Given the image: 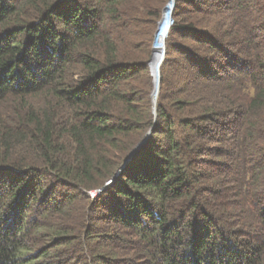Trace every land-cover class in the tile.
<instances>
[{
  "label": "trees",
  "instance_id": "16d2710c",
  "mask_svg": "<svg viewBox=\"0 0 264 264\" xmlns=\"http://www.w3.org/2000/svg\"><path fill=\"white\" fill-rule=\"evenodd\" d=\"M169 2L0 0V264H264V0H175L155 115Z\"/></svg>",
  "mask_w": 264,
  "mask_h": 264
},
{
  "label": "bare ground",
  "instance_id": "6f19581e",
  "mask_svg": "<svg viewBox=\"0 0 264 264\" xmlns=\"http://www.w3.org/2000/svg\"><path fill=\"white\" fill-rule=\"evenodd\" d=\"M169 7H170V9H169ZM168 9H169V12H168V15H167L165 24L163 25V27L161 29V32H160V35H159V40L160 41H159V47H158V50H157V59L154 61L153 67H152V72H153V76H154V79H155V94H154V99H156L157 93L159 91V77H160V72L159 71H160V68H161V66L159 64L160 55H161L162 51L164 50V48L166 47L165 46L166 39L163 40V42H162L161 39H162V36H163L164 32H166V34H167L168 30H170V28H171V26L173 24L172 23V20H173L172 14H173V10H174V8H173V2L169 3L168 8L166 10L168 11ZM167 11H165V12H167Z\"/></svg>",
  "mask_w": 264,
  "mask_h": 264
},
{
  "label": "water",
  "instance_id": "95a60500",
  "mask_svg": "<svg viewBox=\"0 0 264 264\" xmlns=\"http://www.w3.org/2000/svg\"><path fill=\"white\" fill-rule=\"evenodd\" d=\"M171 2H173V8H174V6H175V0H170V2L169 3H171ZM169 3H168V5H169ZM168 5L165 7V9H164V13H165V11H166V9L168 8ZM164 16V15H163ZM162 22V21H161ZM161 22H160V24H161ZM172 23H173V20H172ZM160 24H159V28H158V31H157V33H156V37H155V42H154V48H153V56H152V59H151V62H150V65H151V70H152V67H153V63H154V61L157 59V51H156V48H155V44H156V40H157V36H158V34H159V31H160ZM168 32H169V30H168ZM168 32H167V34H166V37H167V35H168ZM165 53H166V47L164 48V50L162 51V53H161V55H160V60H159V64H160V66L162 65V63H163V61H164V58H165ZM152 75H153V72H152ZM154 77V76H153ZM154 88H155V80H154ZM159 89H160V77H159ZM154 94H155V89H154V91H153V94H152V97H153V106H154V114L156 115V103H157V98H158V95H159V91H158V93H157V97H156V99H154ZM156 102H155V101ZM151 136V131H149L148 132V134L146 135V137L144 138V140L134 149V151L131 153V155L128 157V159H127V161H126V163H129L131 160H132V158H133V156H134V154L141 148V146L142 145H144L145 143H146V141L149 139V137Z\"/></svg>",
  "mask_w": 264,
  "mask_h": 264
},
{
  "label": "built area",
  "instance_id": "2783aa9c",
  "mask_svg": "<svg viewBox=\"0 0 264 264\" xmlns=\"http://www.w3.org/2000/svg\"><path fill=\"white\" fill-rule=\"evenodd\" d=\"M101 191L102 190L93 191V192H90L89 195L91 196V198H95L98 194L101 193Z\"/></svg>",
  "mask_w": 264,
  "mask_h": 264
},
{
  "label": "rangeland",
  "instance_id": "374dc122",
  "mask_svg": "<svg viewBox=\"0 0 264 264\" xmlns=\"http://www.w3.org/2000/svg\"><path fill=\"white\" fill-rule=\"evenodd\" d=\"M169 9H170V7H169ZM168 12H169V11H168ZM163 15H164V14H163ZM163 17H164V16H163ZM162 20H163V18H162ZM162 20H161V21H162ZM161 21H160V22H161ZM159 24H160V23H159ZM158 28H159V27H158ZM166 38H167V37H166ZM159 72H160V71H159ZM152 98H153V97H152ZM156 106H157V103H156ZM153 109H154V106H153Z\"/></svg>",
  "mask_w": 264,
  "mask_h": 264
}]
</instances>
